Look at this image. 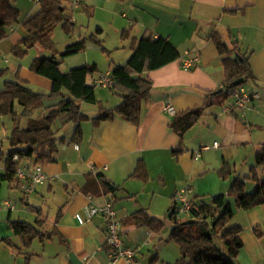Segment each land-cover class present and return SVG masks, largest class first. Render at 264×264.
Listing matches in <instances>:
<instances>
[{
  "label": "crops",
  "instance_id": "crops-1",
  "mask_svg": "<svg viewBox=\"0 0 264 264\" xmlns=\"http://www.w3.org/2000/svg\"><path fill=\"white\" fill-rule=\"evenodd\" d=\"M162 1L168 4L169 19L147 24L139 22V15H132L133 23L141 24L144 30L133 35L134 24L127 21L130 44L132 37L145 34L154 38L160 36L169 39L180 57L189 52L190 57H198V61L188 70L180 66L178 59L145 73L151 81L150 99L142 106L141 122L137 128L120 117L95 125L90 119L98 113L91 110V113L84 114L89 120L81 123L82 139L77 144L68 142L73 134V125L67 123L59 126L55 120L52 129L59 131L57 137H63V141L58 143L52 161L41 165L47 180L31 194L36 196L35 205L29 201L31 195L26 198L22 195L17 178L11 184L1 182L6 157L1 146L7 142L14 128L25 129L29 119L41 118L47 110L37 108L27 116L23 110L18 115L19 110L14 107L15 116L0 114V150L3 153L0 154V264H70L68 252L75 254L82 264H173L179 252L171 246L170 223L166 218L176 206V192L187 188L189 201L195 198L204 200L203 197L211 200L225 195V192L227 194L236 177L246 178V184L251 183L250 170L255 165L256 153L264 144V102L259 95V90H264V0ZM85 2L83 0L80 6L88 11L90 8ZM62 4L70 6L69 0H62ZM16 8L21 19H24L38 11V3L37 0H18ZM212 32L219 33L226 44L230 43L229 33L232 40L238 42L241 52L249 58L254 77L251 89L243 88L249 93H257L259 98L252 100L244 112L235 106L233 96H229L220 106L206 109L204 116L183 134L185 152L173 157L171 152L179 146L180 140L171 128V122L177 115L203 106L206 93L219 94L224 90L221 60L208 38ZM24 34L20 24H17L0 41V89L5 82H17L24 83L35 93L47 94L51 89L50 81L29 70L30 63L38 58L36 53L29 61H26V57L19 60L12 56L11 48ZM79 41L66 43L56 50L62 54L68 46ZM130 55L131 50L124 60ZM111 68L106 72H110ZM98 75L88 78L87 83L92 85ZM96 88L95 97L106 108L120 103L121 97L113 92V88L109 89L113 94L97 93ZM167 104L173 107L174 115L165 110ZM79 105L82 110V105ZM5 116H10L11 120L6 122ZM214 142L218 144L217 148L202 152L200 158L195 160L196 151ZM139 162L146 167L145 181L133 176ZM22 163L33 165L31 160ZM225 165L230 166L231 173L222 179L218 170ZM90 174H100L115 188L113 193L89 200L90 196L80 188ZM17 194L27 207L26 212L15 206L5 207L4 202ZM56 194L65 198L48 223L36 226L45 236L34 239L24 251L30 256L19 255L1 242L9 237L14 244L20 245V241L12 237L8 222L28 218V214L34 212V206ZM106 201L112 202L116 212L123 246L136 250V255L129 262L114 260L110 256L104 245L105 224L101 216L88 218L86 214L90 204L102 206ZM258 209L253 211L259 214ZM139 210L162 220L163 229L154 233L146 226L123 224L126 217Z\"/></svg>",
  "mask_w": 264,
  "mask_h": 264
},
{
  "label": "trees",
  "instance_id": "trees-1",
  "mask_svg": "<svg viewBox=\"0 0 264 264\" xmlns=\"http://www.w3.org/2000/svg\"><path fill=\"white\" fill-rule=\"evenodd\" d=\"M16 0H0V41L9 35V29L20 24L24 30L22 39L11 48V53L17 59L24 58L35 46L48 53L47 56L35 58L29 65V70L34 74L50 81L51 89L47 94L35 93L24 83L5 82L0 89V114L15 116V105L22 107L23 114L30 116L31 112L41 106L43 97L60 96L56 104L46 107L47 112L38 119H29L25 129L18 127L7 138L9 149L4 154L5 169L1 176V182L9 184L15 182L18 166L26 160H31L33 165L50 163L58 150V143L63 137H57L58 130L52 129L55 120L60 119L61 124L71 123L73 134L69 143H79L82 139L81 123L89 120L81 110L79 103L97 106L98 115L90 119L95 125L111 121L120 117L128 124L138 127L141 122L142 106L150 99L151 81L145 73L162 68L179 59L180 54L176 47L164 37L145 34L141 37H132L131 55L123 65L113 66L110 70L115 82L112 90L121 97L120 103L113 108H106L95 97V86L88 84L87 80L98 73L96 64H85L72 68L67 73H61L59 65L62 58L83 51L86 41L100 44L96 36L68 46L62 54L56 50L52 40L53 31L60 25L66 34L74 29L72 15H67V5L62 0H37L38 11L29 17L21 19L19 10L15 6ZM72 11L73 9L68 6ZM100 30L96 32L99 34ZM130 30L121 33V39L129 38ZM221 60L224 71L223 88L219 94L206 93V102L201 107L187 110L171 122L170 126L179 136V146L172 150L173 157H178L185 149L182 145L183 134L193 127L205 114L206 109L220 106L229 96L243 84L253 82L254 77L249 66V58L240 50L237 41H233L229 33V44H226L219 33L212 32L209 35ZM243 79L238 86H231L237 79ZM0 150V154H1ZM3 155V153H2ZM18 160L13 162V156ZM259 167L264 172V144L255 155V165L251 167V180L255 183L253 191L246 190V178L236 177L226 195L212 198L209 202L195 198L190 200L192 208L185 221L180 220L175 214V207L171 215L166 218L170 223L169 239L177 246L179 257L173 264H235L238 254L243 247L239 237L240 227H227V221L232 217V209L227 197H233L235 206L245 211L255 207H264V173L261 176ZM231 173L230 166H223L218 170L222 179ZM133 176L145 181L147 171L143 162H139ZM114 187L100 174L87 175L85 183L80 188L91 198L113 193ZM186 221H191L185 224ZM9 228L12 237L20 241V245L13 243L12 238H4L2 243L16 250L17 254L30 256L26 249L31 246L34 239H41L44 232L36 226L46 223L45 219L36 217L34 223L25 221H10ZM123 224L146 226L154 233H159L164 222L149 216L143 210L134 212L126 217ZM257 235V230H253ZM105 249L108 248L105 246ZM69 250V249H68Z\"/></svg>",
  "mask_w": 264,
  "mask_h": 264
},
{
  "label": "rangeland",
  "instance_id": "rangeland-1",
  "mask_svg": "<svg viewBox=\"0 0 264 264\" xmlns=\"http://www.w3.org/2000/svg\"><path fill=\"white\" fill-rule=\"evenodd\" d=\"M17 1L18 0H16L15 2V6L17 5ZM85 1V5L90 8V10L88 11H86L82 6H80L79 9L72 11L67 6V10L65 13L67 15H72V19L75 24L73 28L74 30L70 34H66L61 26L58 25L53 31L52 40L56 48H62V46L66 45V43H70L73 41L76 42L79 39H88L91 35H94L100 41V44L87 40L85 49L83 51L67 57H63L62 63L59 65V70L61 73H67L72 68L94 63L96 64L98 69V73L95 74L97 75L100 73H105L110 67H113L115 65H123L125 61H127L124 60L125 57L130 54V39H121V32L124 29L126 30L129 28V25H127V21H130L131 24H134L132 15H139V18L141 19L139 20V22H145L147 24L155 23L159 19L162 21L169 19V14L167 12L168 4L166 2L165 5L162 0ZM140 25H137V23L134 24V26L132 27L133 35H137L139 33V30H144V28H141ZM98 30H100L101 32L99 34H96ZM35 53L36 57H43L45 55H48V53L41 51L38 46H35L25 56L26 61H29L30 57ZM13 57H11L12 60H17ZM251 86V82L243 84V87L247 90H250ZM96 91L97 93L105 92L106 94H113L111 90L109 91V89H99V87L96 88ZM259 92V95H261V99L264 102V90L261 89L259 90ZM59 100H61L60 96L43 97L40 100L41 106L39 108H46L52 103L58 102ZM80 104L82 105L81 111L83 114L86 115V113H91V110L98 113V109L95 105L85 103ZM15 108L19 110V115L22 112V108L18 105H15ZM4 118L6 122H9L11 120L10 116H5ZM17 120L20 121L21 118L18 117ZM55 124L61 126L60 120L57 119ZM1 147L3 150L2 152L6 153L9 149L8 142H3ZM251 161L253 162L254 159H252ZM258 172L259 174H263V168L259 167ZM250 182L251 183L246 184V190L248 192L253 191V189L255 188V183L252 180H250ZM35 198L36 196L34 194L29 198V201H31L30 203L32 205H35ZM63 198H65L63 195L56 194L54 197L49 198L47 201L42 202L40 205L34 206V212L30 215L28 214V218H23L21 221L33 223L36 217H40L45 219L46 223H48L55 214L56 209L63 202ZM202 199H204L203 201L205 202L210 201V198L208 199L203 197ZM226 199L232 209V217L227 221L226 226L240 227L239 237L243 243V247L238 254L235 264H264V207L259 206L249 211H245L243 209L236 208L235 200L233 197H227ZM8 201L17 209H22L26 212L27 207L24 205V202L21 201L20 194H17L15 198H11ZM256 209L259 210V214L255 213L257 211H253ZM179 219L185 221L187 217L180 216ZM254 229L258 231V236L255 235L253 231ZM171 246L175 250H178L173 242L171 243Z\"/></svg>",
  "mask_w": 264,
  "mask_h": 264
},
{
  "label": "built area",
  "instance_id": "built-area-1",
  "mask_svg": "<svg viewBox=\"0 0 264 264\" xmlns=\"http://www.w3.org/2000/svg\"><path fill=\"white\" fill-rule=\"evenodd\" d=\"M36 1V0H34ZM83 0H69V5L73 10L80 7ZM198 61V57H190V53L186 52L182 57H179L180 66L185 69H191L193 65ZM92 85L95 87L112 89L115 86V82L110 72L99 74L93 81ZM234 97L235 106L244 112L251 103L252 100L258 98L257 93H249L243 87H239L232 95ZM165 110L174 115V109L171 105L167 104ZM218 144L214 142L212 145H203L200 150L194 153L195 160L200 158L201 153L217 148ZM18 160L17 155L13 156L12 161ZM16 178L18 180V187L22 192V195L26 198L35 192L37 186L42 185L47 180V175L44 173L41 165H27L21 163L16 172ZM189 190L182 188L175 194V214L179 218L180 216H189L192 205L188 199ZM92 198L89 197V200ZM5 207L13 208V205L9 201L4 202ZM88 218L95 215H100L105 224V243L108 248L110 256L114 259H124L129 262L135 255L136 250L131 248H125L121 240V227L117 220L116 212L113 208L111 201H106L102 206H96L90 204L86 209Z\"/></svg>",
  "mask_w": 264,
  "mask_h": 264
},
{
  "label": "water",
  "instance_id": "water-1",
  "mask_svg": "<svg viewBox=\"0 0 264 264\" xmlns=\"http://www.w3.org/2000/svg\"><path fill=\"white\" fill-rule=\"evenodd\" d=\"M243 83V79L242 78H240V79H237V80H235L232 84H231V86H238V85H240V84H242ZM220 90H218L217 92H219ZM225 201L227 202V199H225ZM170 215H171V213L170 214H168V218L170 217ZM191 221H186L185 222V224H188V223H190ZM67 259L69 260V262H70V264H82L79 260H78V258L75 256V254H73L72 252H68L67 253Z\"/></svg>",
  "mask_w": 264,
  "mask_h": 264
}]
</instances>
